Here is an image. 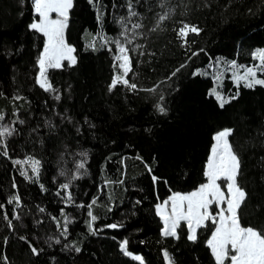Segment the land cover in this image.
<instances>
[{"label": "trees", "instance_id": "trees-1", "mask_svg": "<svg viewBox=\"0 0 264 264\" xmlns=\"http://www.w3.org/2000/svg\"><path fill=\"white\" fill-rule=\"evenodd\" d=\"M131 3L138 13L132 18L142 25L129 45L136 50L130 52L127 78L137 88L118 84L110 90L115 45L103 43L119 33L121 17L127 20L129 0H74L65 35L77 62L49 69L55 90L45 91L37 83L45 38L29 29L38 18L32 0H0V125L15 129L6 139L7 155L0 147V264L5 255L7 264H139L121 251L125 238L128 250L143 256L145 264H166L163 249L175 264H215L207 246L211 223L198 230L195 242L183 223L179 239L164 238L155 206L172 192L187 193L206 182L213 135L224 128L234 130L229 139L241 161L238 182L247 192L241 223L264 228V87L241 85L239 98L224 108L208 94L218 83L226 97L237 91L227 75L213 79L225 62L256 63L252 53L264 47V0ZM181 21L202 29L190 33L184 46L177 36ZM93 37L95 50L88 46ZM197 69L204 74L194 76ZM28 157L41 161L38 179H27L21 172L32 176L31 169L13 163ZM84 159L85 168L77 173ZM73 175H79L70 189L74 202L65 204L60 185ZM17 194L19 206L9 204ZM93 198L95 234L86 223ZM61 209L71 221L67 237L61 235ZM113 223L122 227H106Z\"/></svg>", "mask_w": 264, "mask_h": 264}, {"label": "snow or ice", "instance_id": "snow-or-ice-1", "mask_svg": "<svg viewBox=\"0 0 264 264\" xmlns=\"http://www.w3.org/2000/svg\"><path fill=\"white\" fill-rule=\"evenodd\" d=\"M89 2L92 3L93 0H89ZM32 5L34 13L38 18L33 19V22L29 25V29L42 34L45 38L43 50L37 60L39 68L37 83L45 91H54L55 89H53L47 75L48 70L61 68L64 61H68L70 66L75 65L77 62L76 56L73 55L75 48L67 43L65 35L74 0H32ZM132 9L133 4L129 0L128 23H131V17L138 15ZM169 15L170 11L165 12L159 16V21L166 20ZM124 20L125 18L121 17L119 21L124 29L120 33L123 40L118 38H104L103 40L104 45L109 43L115 45L116 54L113 58V67L116 70V74L111 81L110 90L118 84H123L131 90L137 88V85L130 83L127 78L132 67L130 52L136 50L135 48H130L129 45H131L137 35L134 30L140 29L142 25L139 23L132 24V29L129 30ZM129 31H131V38L128 35ZM201 31L202 29L198 26L181 21V27L177 30V36L183 41L182 46H184L187 43V37L190 33L198 35ZM97 35L102 36V33ZM95 40L96 37H93V42L88 45L94 50L96 46ZM192 55L195 56L198 53L194 52ZM252 57L254 60H258L259 63L253 66H243L238 65L235 60L225 62L226 66L232 70L231 79L235 83L237 91L234 95L225 97L222 91L218 90V87H222L219 83L217 87L210 89L208 94L214 96L220 108H224L226 104H230L233 100L239 98V88L241 85L249 89L255 88L256 86L264 87V49H256L252 53ZM219 64L220 61L217 60V65ZM183 67L185 65H181V68ZM210 67L213 66L210 65ZM179 70V68L176 69V72ZM176 72H173L172 75L175 76ZM201 74L204 73L199 69L193 72L194 76ZM222 75L223 70L218 74H214L213 79L220 82ZM147 91H155V89H148ZM56 99H59V96ZM163 99V96H161L160 100L163 101ZM156 107L161 114H166V108L162 103H158ZM3 119L4 116L0 115V121ZM20 122L22 123V121ZM14 131V128H10L7 125H0V147L3 148L4 155H7L6 139ZM233 131L232 128H224L214 134V142L211 146L210 155L208 156L204 171L206 182L187 193L172 192L166 199L156 204V214L163 222L161 235L164 238L173 237L179 239L178 229L181 228L183 223L188 230V240L195 242L197 240L198 230L207 227L211 223L214 228L211 231L210 238L207 240V246L211 251L215 264H264V228L243 226L241 223L240 209L247 199V192L238 182L241 161L229 139ZM80 155L86 158L87 154L81 153ZM137 158L140 159V157ZM13 163L22 166L27 165L31 169L32 176L28 175L27 170L21 172V175L27 179H32L33 177L36 179L39 178L41 168L40 160L34 157H28L24 160H15ZM85 164L86 159L76 165L77 173H79L80 169L85 168ZM148 171L151 172L152 169L149 167ZM78 178L79 175H73L68 182L60 185V189L64 191L63 199L65 204L74 202L70 189L72 181ZM158 179L156 176L152 177L154 183ZM221 181L224 182L223 188ZM41 187L43 188V185ZM57 195H60V192H57ZM14 201L19 206L20 197L18 194L10 197L8 203L11 204ZM96 203L97 198H93L92 202L86 206L89 217L86 223L89 232L92 234L96 232L95 221L98 219L92 211V207ZM79 207H85V205H79ZM3 208L4 205L0 204V209ZM40 211L43 212L44 209L41 208ZM61 215L65 217V224L63 225L61 235L67 237L68 225L71 221L63 209H61ZM13 217L17 220L20 219L19 215L15 212H13ZM3 218L8 221V225L11 227L12 220L9 219L7 212L4 213ZM57 226L60 227L59 223ZM106 227L116 229L122 227V225L113 223L106 225ZM20 239L26 238L20 237ZM56 243H60V240L57 239ZM128 245L129 240L127 238L121 241L120 249L123 254L130 256L133 260L138 261L139 264H145L143 256L134 255L128 250ZM65 247L69 246L66 245ZM72 247H74L77 253L81 251V248L75 247L74 244ZM30 248L34 255L39 254V250L36 247L30 244ZM162 252L166 264H175L174 259L170 256L167 249H163ZM2 259L7 264V256H3Z\"/></svg>", "mask_w": 264, "mask_h": 264}, {"label": "rangeland", "instance_id": "rangeland-1", "mask_svg": "<svg viewBox=\"0 0 264 264\" xmlns=\"http://www.w3.org/2000/svg\"><path fill=\"white\" fill-rule=\"evenodd\" d=\"M128 19L129 18H127V20L125 21V24H127L128 25V29L129 30H131L132 29V24H135L136 22L133 20V18L131 17L130 19H131V23H128ZM119 27H120V30H119V33L116 35V37L114 38V39H121V40H123V37H121L120 36V33H121V31H123L124 29L122 28V25H121V23H120V25H119ZM136 30L137 29H135L134 31L136 32ZM128 35H129V38H131V31H129L128 32ZM256 49H264V47H259V48H255V50ZM254 50V51H255ZM73 55H74V53H73ZM66 62H68V61H66ZM69 63V62H68ZM259 63V61L258 60H256V63L255 64H258ZM255 64H253V65H255ZM253 65H249V66H253ZM220 71L221 70H218V71H216V74H218V73H220ZM39 73V72H38ZM116 74V73H115ZM228 76L230 79H231V77H232V70L230 69V68H228L227 66H224V68H223V75L222 76ZM114 77V76H113ZM232 80V79H231ZM216 82V81H215ZM226 97V96H225ZM221 130H223V129H221ZM220 131V130H219ZM214 136V135H213ZM214 142V141H213ZM210 155V154H209ZM26 159V158H25ZM23 167H28L27 165H23ZM29 168V167H28ZM221 186H222V188L224 187V182L223 181H221Z\"/></svg>", "mask_w": 264, "mask_h": 264}]
</instances>
